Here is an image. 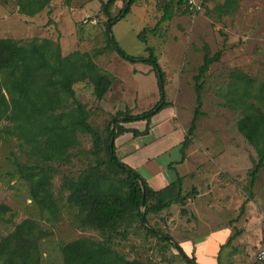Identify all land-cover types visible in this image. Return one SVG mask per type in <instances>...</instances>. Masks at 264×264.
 Wrapping results in <instances>:
<instances>
[{
    "label": "rangeland",
    "instance_id": "rangeland-1",
    "mask_svg": "<svg viewBox=\"0 0 264 264\" xmlns=\"http://www.w3.org/2000/svg\"><path fill=\"white\" fill-rule=\"evenodd\" d=\"M170 1L135 0L129 13L112 25L111 32L120 48L130 55H148L140 33L153 48L165 73L166 100L176 109L185 129L197 105L194 75L205 52L213 56L222 50L203 76L202 114L187 147V161L191 163L183 190L187 214L183 215L182 206L175 203L162 212L147 215L145 223L171 235L182 252L194 257L198 264L203 260L201 264H211V259L217 262L212 252L230 234L227 220L233 221L234 233L244 228L245 237L251 242L252 233L260 232L262 217L264 233V166L249 187V170L257 160L256 152L237 130L241 110L229 93L230 75L235 70L246 73L257 83L264 81V0H235L227 10H223L225 0H210L195 16ZM167 4L170 17L162 20ZM122 6V1H117L111 8L112 16ZM99 8V0H53L52 5L37 13L38 17L28 18L18 12L16 0H0V37L19 41L49 37L60 42L63 54L75 49L93 54L102 48V54L94 55V60L115 77L104 98L97 100L88 82H78L73 87L76 98L89 110L88 122L105 136L106 127L117 112L147 110L159 100L160 94L148 65L128 61L112 48L104 49L106 17ZM9 125L0 121V205L10 209L0 217V238L21 220L35 219L42 229L50 231V235L40 240L41 264H62L61 247L65 243L79 237L103 240L100 231L78 225L77 210L67 203V192L60 186L62 175H77L94 162V156L86 154L92 149V137L79 131L80 143L70 150L68 160L53 164L57 169L53 192L61 209L59 220L50 223L32 202L27 182L12 163L34 160L20 147L17 138L5 131ZM231 194L243 195L248 205L241 208L237 202L235 211L221 210L220 199ZM112 236V246L128 259L136 258L147 264L176 261L187 264L172 243L150 235L137 219L120 226ZM228 247L232 243L216 253L227 256Z\"/></svg>",
    "mask_w": 264,
    "mask_h": 264
},
{
    "label": "trees",
    "instance_id": "trees-1",
    "mask_svg": "<svg viewBox=\"0 0 264 264\" xmlns=\"http://www.w3.org/2000/svg\"><path fill=\"white\" fill-rule=\"evenodd\" d=\"M51 1L16 0V5L19 13L31 17L48 7ZM99 1V9L106 17L104 33L107 43L104 49L112 48L128 61L148 65L157 81L159 100L141 112H117L106 127L107 134L103 136L88 122L89 110L76 98L73 87L75 83L88 82L93 86L96 99L100 101L104 98L115 77L94 60V55L102 54V48L96 49L93 54L78 49L63 54L60 42L49 37H32L26 41L0 37V121L10 124L5 131L14 135L27 156L34 160L33 163L17 160L12 163L19 176L27 182L30 198L41 216L54 223L60 218L61 208L53 192V178L57 173L53 164L68 160L70 150L80 143L79 131L92 137V149L86 154L93 155L94 162L77 175H62L60 186L67 192V203L77 210L78 225L83 229L100 231L103 240L79 237L65 243L61 247L62 264H147L136 258L128 259L111 243L113 233L120 226L136 219L150 235L172 243L187 264H198L194 257L182 252L171 235L155 229L153 231L145 224L147 215L162 212L175 203L182 206L183 215L187 214L182 178L178 177L176 182L159 190L152 189L135 169L116 155L115 140L118 136L125 132L134 135L147 133L151 118L171 104L164 92L165 73L153 48L147 45L141 33L138 36L145 43L147 56L128 54L112 35V25L129 13L135 0H121L123 6L114 16L111 8L119 0ZM234 1L225 0L223 10L229 9ZM170 2L181 6L189 14L183 0ZM169 17L167 4L162 20ZM145 31L146 28H143L142 32ZM221 54L222 50L213 56L205 52L203 62L194 75L197 105L180 146L183 154L202 114L203 76ZM230 79L231 100L241 110L236 122L237 130L256 152L257 160L249 170V187H252L264 166V81L257 83L238 70L231 73ZM69 99L71 101L67 103ZM137 121L146 122L144 130L125 126ZM9 210L8 206L0 205V217ZM48 235L50 231L42 229L32 218L14 224L12 230L0 238V264H41L40 240ZM232 237L226 245L230 244ZM261 243L264 246V238Z\"/></svg>",
    "mask_w": 264,
    "mask_h": 264
},
{
    "label": "crops",
    "instance_id": "crops-1",
    "mask_svg": "<svg viewBox=\"0 0 264 264\" xmlns=\"http://www.w3.org/2000/svg\"><path fill=\"white\" fill-rule=\"evenodd\" d=\"M52 2L53 0L49 6L52 5ZM38 16L39 14H36L33 17ZM26 17L30 18L29 16ZM125 126L142 131L146 127V122H130L126 123ZM185 135L186 129L184 124L178 118L176 109L170 105L151 118L147 133L134 135L132 132H125L118 136L115 140V152L120 160L135 169L152 189L159 190L164 188L176 182L177 178L180 177L182 178L181 188L184 190L185 176L191 170V163L187 161L188 146L184 149V154L180 147ZM237 202H240V206L243 205V208L245 205H248L247 199L243 195L242 197L238 195L234 197L231 194V196L220 199L221 210L235 211ZM244 213H240L239 215H243ZM260 218L262 221V217ZM227 221L226 227H229L227 233L230 234L225 236V239L219 244L222 247L219 246L217 251L222 250L230 237L234 235L230 240L232 247L226 248V250L230 249V251L227 256L221 254L222 258L221 255L219 256L216 253L217 251L212 252V256H217V262H213L211 259V264H258L255 261V252L259 244H261L264 234L261 221L260 232L257 233L256 231V233H252L253 239L251 242L249 241V237H245L244 228H240L234 233L235 227L233 221ZM241 234L243 236H240ZM234 241H237L236 246L233 245ZM204 262L205 260L201 263ZM172 264L185 263L176 261Z\"/></svg>",
    "mask_w": 264,
    "mask_h": 264
},
{
    "label": "built area",
    "instance_id": "built-area-1",
    "mask_svg": "<svg viewBox=\"0 0 264 264\" xmlns=\"http://www.w3.org/2000/svg\"><path fill=\"white\" fill-rule=\"evenodd\" d=\"M185 4V8L189 12V15L195 16L201 13L209 4L210 0H183ZM86 18L89 19V16ZM263 240V239H262ZM262 242V241H261ZM255 260L264 264V246L259 244L258 250L255 253Z\"/></svg>",
    "mask_w": 264,
    "mask_h": 264
},
{
    "label": "water",
    "instance_id": "water-1",
    "mask_svg": "<svg viewBox=\"0 0 264 264\" xmlns=\"http://www.w3.org/2000/svg\"><path fill=\"white\" fill-rule=\"evenodd\" d=\"M113 145V141H111V146ZM142 191H143V193L145 192L144 191V189H143V187H142ZM153 230V229H152ZM154 231V230H153Z\"/></svg>",
    "mask_w": 264,
    "mask_h": 264
}]
</instances>
